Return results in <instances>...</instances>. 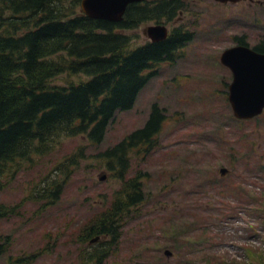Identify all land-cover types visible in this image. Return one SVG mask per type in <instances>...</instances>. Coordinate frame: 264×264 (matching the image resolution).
I'll return each instance as SVG.
<instances>
[{
    "label": "rangeland",
    "instance_id": "obj_1",
    "mask_svg": "<svg viewBox=\"0 0 264 264\" xmlns=\"http://www.w3.org/2000/svg\"><path fill=\"white\" fill-rule=\"evenodd\" d=\"M182 3L172 20L158 24L187 32L190 41L171 64L153 68L131 108L114 113L99 144L83 136L59 139L51 151L5 175L0 264H90L91 246L103 238L81 243L78 231L108 207L123 184L98 155L141 128L153 106L165 116L156 146L145 156L131 153L125 177L140 180L143 200L120 220L116 240L102 248V264H264V222L258 219L264 217V111L247 122L232 117L226 99L230 74L218 61L235 37L246 34L248 46L256 43L264 33V12L261 19L250 14L249 20L256 16L260 23L247 26L232 8L205 0ZM155 22L126 31L133 46L146 41L142 30ZM236 23L250 28H234ZM80 149L83 158L67 169L57 200L47 205L31 199L45 187L44 176L47 182L63 178L55 165ZM220 168L229 173L220 177ZM213 179L235 190L224 195L212 187ZM206 237L210 244L200 251L196 246Z\"/></svg>",
    "mask_w": 264,
    "mask_h": 264
},
{
    "label": "trees",
    "instance_id": "obj_2",
    "mask_svg": "<svg viewBox=\"0 0 264 264\" xmlns=\"http://www.w3.org/2000/svg\"><path fill=\"white\" fill-rule=\"evenodd\" d=\"M79 2L0 0V190L7 173L22 169L31 157L45 155L59 139L83 136L99 144L114 113L131 108L137 93L154 75L153 68L171 64L176 51L190 41L187 32L174 29L162 41L133 46L126 33L145 22L172 20L183 8L179 0L129 4L117 23L86 18L78 11ZM58 79L61 82H55ZM164 117L153 106L141 128L99 153L107 171L123 184L108 207L78 231L81 243L103 238L91 246L90 264H102L107 253L102 248L116 240L120 220L143 200L140 180L125 179L129 152L135 150L131 153L136 156L150 153ZM81 158L80 149L55 165L63 178L47 182L44 176L45 187L31 199L53 204L70 173L67 169L76 167ZM212 183L224 195L235 190L226 183L227 191L226 184L217 185L215 179ZM5 214L0 207V216ZM258 219L264 222V217ZM208 242L206 237L197 249H207Z\"/></svg>",
    "mask_w": 264,
    "mask_h": 264
},
{
    "label": "water",
    "instance_id": "obj_3",
    "mask_svg": "<svg viewBox=\"0 0 264 264\" xmlns=\"http://www.w3.org/2000/svg\"><path fill=\"white\" fill-rule=\"evenodd\" d=\"M142 1L80 0L78 7L86 18L117 23L127 5ZM142 35L150 42L162 41L166 37V28L164 25H150L142 30ZM219 63L231 74L227 86V102L232 117L246 121L258 116L264 108V55L246 47H231L220 53ZM218 173L223 176L227 170L220 168ZM102 179L98 177V180ZM163 255L169 257L171 252L164 250Z\"/></svg>",
    "mask_w": 264,
    "mask_h": 264
},
{
    "label": "flooded vegetation",
    "instance_id": "obj_4",
    "mask_svg": "<svg viewBox=\"0 0 264 264\" xmlns=\"http://www.w3.org/2000/svg\"><path fill=\"white\" fill-rule=\"evenodd\" d=\"M179 1L182 2L185 0H179ZM205 1H208L212 4H216V6L222 5L225 8H232L233 10L238 11L239 13L237 15H239V14H241V15H239L236 19H242L243 22L245 20H248L249 22L247 23V26H250L251 22H254L255 24L260 23V20H258L256 18V16L253 17L252 21L249 20L250 14L255 13L256 15H259V17L261 19V12H264V0H205ZM240 16H242V17H240ZM243 22H240L238 20L239 25H241ZM229 26L233 27L232 25H230V23H229ZM234 28L245 29V28H250V27H244V26L238 27L237 23H236V27H234ZM245 35L246 34H242L241 36L233 38V41L235 43L232 46H230L229 48L237 47V46L238 47H246V48L252 50L253 52H255L257 54L264 55V33L258 37L256 43L253 46H248L247 43L244 41ZM229 74H230V72H229ZM230 81H231V74H230ZM262 114H263V112H262ZM132 151H135V150H131L129 152V155L131 154Z\"/></svg>",
    "mask_w": 264,
    "mask_h": 264
}]
</instances>
